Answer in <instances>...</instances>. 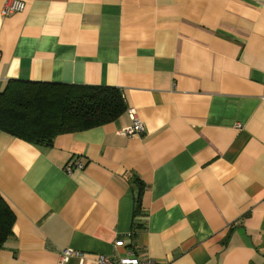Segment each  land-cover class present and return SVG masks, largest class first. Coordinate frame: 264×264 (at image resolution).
Instances as JSON below:
<instances>
[{
    "label": "crops",
    "instance_id": "0c3cea01",
    "mask_svg": "<svg viewBox=\"0 0 264 264\" xmlns=\"http://www.w3.org/2000/svg\"><path fill=\"white\" fill-rule=\"evenodd\" d=\"M23 1L0 15V92L116 87L144 132L126 111L50 146L0 130V264H264V0Z\"/></svg>",
    "mask_w": 264,
    "mask_h": 264
},
{
    "label": "trees",
    "instance_id": "16d2710c",
    "mask_svg": "<svg viewBox=\"0 0 264 264\" xmlns=\"http://www.w3.org/2000/svg\"><path fill=\"white\" fill-rule=\"evenodd\" d=\"M127 105L112 86L9 80L0 92V130L29 143L50 146L57 135L111 122ZM142 187L136 195L140 214ZM15 215L0 195V249L12 237Z\"/></svg>",
    "mask_w": 264,
    "mask_h": 264
},
{
    "label": "built area",
    "instance_id": "2783aa9c",
    "mask_svg": "<svg viewBox=\"0 0 264 264\" xmlns=\"http://www.w3.org/2000/svg\"><path fill=\"white\" fill-rule=\"evenodd\" d=\"M24 8H25V2L23 0H5L3 2V5L1 6L0 15L7 16L13 13L22 12ZM126 112L129 115L131 124L130 126L123 128L120 131L121 134L130 137L143 133L144 124L138 118L135 109L129 107L126 109ZM75 167L82 168V164L77 159L67 164L65 169L67 172H70ZM115 245L118 247H123L124 241L122 239H118L115 242ZM71 255H76L80 257L81 253L74 252V250H70V249H64L63 251H61L59 255L57 264H63ZM96 264H157V263L149 258H139L135 254L131 252H127L124 255L117 254L116 256L101 254L97 257Z\"/></svg>",
    "mask_w": 264,
    "mask_h": 264
}]
</instances>
